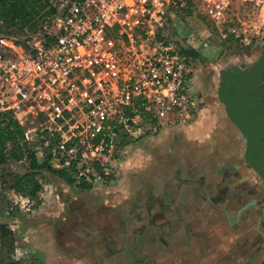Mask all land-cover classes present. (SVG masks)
Segmentation results:
<instances>
[{
	"label": "built area",
	"instance_id": "built-area-1",
	"mask_svg": "<svg viewBox=\"0 0 264 264\" xmlns=\"http://www.w3.org/2000/svg\"><path fill=\"white\" fill-rule=\"evenodd\" d=\"M49 3L55 13L42 34L25 43L12 34L0 38V114L23 129L39 162L50 156L52 168L73 169L74 186L119 178L122 140L184 126L199 115L187 44L162 34L188 3L198 4L221 41L241 51L264 48V0ZM6 196L5 212L29 211L31 200L12 191ZM25 254L15 247L11 260L33 264Z\"/></svg>",
	"mask_w": 264,
	"mask_h": 264
},
{
	"label": "rangeland",
	"instance_id": "rangeland-1",
	"mask_svg": "<svg viewBox=\"0 0 264 264\" xmlns=\"http://www.w3.org/2000/svg\"><path fill=\"white\" fill-rule=\"evenodd\" d=\"M162 34L171 43L186 42L194 54L187 78L202 103L200 114L187 125L122 140L120 177L109 184L68 186L42 171L28 212L15 209L5 216L0 202V223L16 221L13 248L26 251L33 264L264 261L253 227L230 229L222 211L226 198L216 205L209 200L219 179L214 162L223 161L220 153L229 142L216 119V74L228 63L249 61L257 49L241 51L221 41L198 4L190 6L189 14L176 13ZM237 176L250 181L241 172Z\"/></svg>",
	"mask_w": 264,
	"mask_h": 264
},
{
	"label": "flooded vegetation",
	"instance_id": "flooded-vegetation-1",
	"mask_svg": "<svg viewBox=\"0 0 264 264\" xmlns=\"http://www.w3.org/2000/svg\"><path fill=\"white\" fill-rule=\"evenodd\" d=\"M230 67L240 72L234 81L240 87L236 88L240 96L225 105L218 97L219 71ZM216 77L215 102L222 114L221 118L216 116V119L223 123L224 126H219L226 130L229 142L220 153L223 161L214 162L219 179L215 183V193L209 196V200L216 205L226 198L222 211L228 227L241 230L248 226L247 223L250 224L253 227L252 236L257 238L256 249L264 253V48L257 49L249 61L224 65ZM215 156L218 159V154L214 152L213 158ZM239 172L246 178L250 177V181L240 180V176H237ZM244 206L247 208L236 215ZM232 210L234 213L230 215ZM261 263L264 264V261Z\"/></svg>",
	"mask_w": 264,
	"mask_h": 264
},
{
	"label": "trees",
	"instance_id": "trees-1",
	"mask_svg": "<svg viewBox=\"0 0 264 264\" xmlns=\"http://www.w3.org/2000/svg\"><path fill=\"white\" fill-rule=\"evenodd\" d=\"M190 6L188 3L181 12L189 14ZM54 13L49 0H0V34H12L18 41L25 43L32 36L42 34V27ZM184 53L194 57L191 50ZM219 76L218 97L226 105L231 99L240 96V92L236 90L240 87L234 83L240 72L237 68L230 67L220 70ZM42 171L68 186L73 185V169L52 168L50 156H44L39 162L32 147L23 140V129L8 113L0 114V202L5 208L9 207L6 193L10 191L32 201L40 190L37 175ZM9 213L10 211L4 212L5 216H9ZM13 242L8 226L0 223V256H3L0 257V264H16L11 260Z\"/></svg>",
	"mask_w": 264,
	"mask_h": 264
},
{
	"label": "crops",
	"instance_id": "crops-1",
	"mask_svg": "<svg viewBox=\"0 0 264 264\" xmlns=\"http://www.w3.org/2000/svg\"><path fill=\"white\" fill-rule=\"evenodd\" d=\"M217 75V74H216ZM215 81H216V78H215ZM216 84V83H215ZM218 106V105H217ZM216 115L218 116V118H221L222 116V114H221V110H220V108L219 107H216ZM219 125H221V121H220V124ZM11 222V221H10ZM14 224H16V221H14L13 222ZM10 226H12V224H10L8 227H10Z\"/></svg>",
	"mask_w": 264,
	"mask_h": 264
},
{
	"label": "water",
	"instance_id": "water-1",
	"mask_svg": "<svg viewBox=\"0 0 264 264\" xmlns=\"http://www.w3.org/2000/svg\"><path fill=\"white\" fill-rule=\"evenodd\" d=\"M2 37V34H0V38ZM217 76V75H216ZM217 78V77H216ZM218 81V78L216 79V82ZM216 100H217V102H219V100H218V98L216 97ZM220 103V102H219ZM221 104V103H220ZM221 106H222V104H221ZM225 117H226V115H225ZM247 208V206H244V207H242L238 212H237V214L236 215H238L242 210H245Z\"/></svg>",
	"mask_w": 264,
	"mask_h": 264
}]
</instances>
